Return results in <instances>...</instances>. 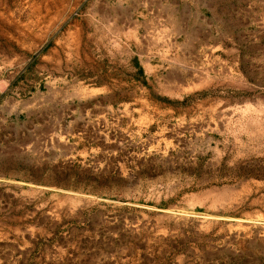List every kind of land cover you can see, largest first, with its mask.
Listing matches in <instances>:
<instances>
[{
	"label": "rangeland",
	"instance_id": "1",
	"mask_svg": "<svg viewBox=\"0 0 264 264\" xmlns=\"http://www.w3.org/2000/svg\"><path fill=\"white\" fill-rule=\"evenodd\" d=\"M111 1L0 0V264H264V113L78 101L118 74Z\"/></svg>",
	"mask_w": 264,
	"mask_h": 264
},
{
	"label": "crops",
	"instance_id": "2",
	"mask_svg": "<svg viewBox=\"0 0 264 264\" xmlns=\"http://www.w3.org/2000/svg\"><path fill=\"white\" fill-rule=\"evenodd\" d=\"M108 8L98 11L96 38L112 41L106 54L118 74L76 95L89 111L109 99L126 110L195 112L225 130L262 127L264 0H112Z\"/></svg>",
	"mask_w": 264,
	"mask_h": 264
}]
</instances>
